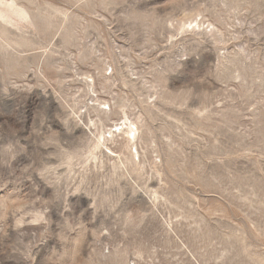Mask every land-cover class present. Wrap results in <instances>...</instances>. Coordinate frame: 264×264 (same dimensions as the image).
<instances>
[{
	"label": "rangeland",
	"instance_id": "1",
	"mask_svg": "<svg viewBox=\"0 0 264 264\" xmlns=\"http://www.w3.org/2000/svg\"><path fill=\"white\" fill-rule=\"evenodd\" d=\"M0 264H264V0H0Z\"/></svg>",
	"mask_w": 264,
	"mask_h": 264
},
{
	"label": "bare ground",
	"instance_id": "2",
	"mask_svg": "<svg viewBox=\"0 0 264 264\" xmlns=\"http://www.w3.org/2000/svg\"><path fill=\"white\" fill-rule=\"evenodd\" d=\"M94 87V86H93ZM94 90V88H92V90H91V92ZM94 93V91L92 92V94ZM92 100V99H91ZM99 101V100H98ZM98 101H97V99L96 100H94V102H92L93 104H94V106L95 105H99L100 106V103H98ZM100 102V101H99ZM103 103V105H106L105 103H104V101L102 102ZM101 103V104H102ZM91 110V109H90ZM91 111H94V110H91ZM95 111L97 112V120L99 121V122H101L102 124H103V120L102 119H100V114H103L104 115V119L106 120V121H108V117H106V113H103V112H101L100 110H99V112L97 111V109H95ZM94 111V112H95ZM94 112H92V113H94ZM95 114V113H94ZM124 115V123L122 124H120V125H115V128H119V126H120V130L118 131V136H116V131L115 132H112V127L110 126V128L108 129V127L105 129V125H102L101 126V129H102V131H101V138L103 139V142L102 143H100V142H98V144H97V146L98 147H100V149H102L103 147L105 148V150L107 149V150H109L110 152H112L111 151V149H110V147H108L110 144H113V143H115V141L114 140H116L117 139V137H122V139L123 140H125V142H126V149L128 150V152H129V160H130V162H133L134 160H133V158H135V156H138V155H140V154H138V152H137V150H136V146H135V142H136V136H135V133H136V131H137V127H136V125H135V123H133V122H130V123H128V117H127V115L126 114H123ZM91 121V120H90ZM96 121V120H95ZM119 123V122H118ZM135 126L136 127V130H134V129H132V128H134V127H132V126ZM108 129V130H107ZM108 133V136H105L106 134ZM101 140V139H100ZM134 148V149H133ZM132 149L133 150H135V152L133 153V151H132ZM114 154V153H113ZM121 155V154H120ZM112 156V155H111ZM120 157V156H119ZM138 162V161H137Z\"/></svg>",
	"mask_w": 264,
	"mask_h": 264
},
{
	"label": "built area",
	"instance_id": "3",
	"mask_svg": "<svg viewBox=\"0 0 264 264\" xmlns=\"http://www.w3.org/2000/svg\"><path fill=\"white\" fill-rule=\"evenodd\" d=\"M87 83L89 84L88 86H87V88H91V90H92V87H93V82H92V80L90 81L89 80V78H87ZM91 95H92V100H96V99H98V96L96 95H93L92 93H91ZM88 105V104H87ZM87 105H84L83 107H87ZM89 105H93L92 104V101H91V99H90V104ZM87 108H90V107H87ZM104 110H107L106 108H103ZM85 112V111H84Z\"/></svg>",
	"mask_w": 264,
	"mask_h": 264
}]
</instances>
